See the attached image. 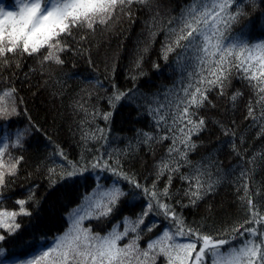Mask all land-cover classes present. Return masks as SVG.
Here are the masks:
<instances>
[{
    "label": "trees",
    "instance_id": "trees-1",
    "mask_svg": "<svg viewBox=\"0 0 264 264\" xmlns=\"http://www.w3.org/2000/svg\"><path fill=\"white\" fill-rule=\"evenodd\" d=\"M2 2L10 7L15 4V0ZM191 2L135 3L130 16L117 13L108 25H96L95 32L73 29V36L64 37L69 50L59 53L62 64L42 63L46 48L33 56L10 55L7 66L0 62V93L15 89L17 113L0 118V141L5 136L14 140L18 131L25 134L22 147L9 149L13 157H23L17 174L6 175L5 186L0 188V211L17 212L15 222L20 225L12 234L0 228V235L5 237L0 241V264L24 262L40 255L73 228L80 216L84 217L80 227L94 235L106 236L114 230L123 233L128 228V235L119 245L139 234L138 244L146 250L149 241L164 231L177 233L176 223L171 216L165 217L157 199L168 204L186 228L216 239H229L236 246L249 235L244 228L256 226L245 223L251 217L249 199L264 216V102H258L259 95L264 94L250 87L244 73L235 68L225 82L223 95L219 87H212L206 93L204 107L193 109L194 118H203L206 124L191 137L187 162L173 153L181 165L179 171L157 175L160 162L171 159L173 140L181 136L180 125L173 126L178 98L184 97L183 89L190 84L194 90L202 67L194 47L176 48L164 58L165 45L173 39L169 28L174 25L169 21L179 17ZM237 6L246 15L225 35L236 42H264L262 0L254 4L239 0ZM117 91L126 96L113 109L109 98ZM237 92L241 95L233 101ZM12 104L11 98L0 101V107L9 110ZM249 107L255 120L248 115ZM106 113H111L107 121ZM175 147L185 150L178 139ZM105 162L108 168L103 167ZM92 163L100 167L93 169ZM72 164L87 170L62 178ZM109 168L123 172L135 183ZM198 168L203 172L205 189L202 198L192 203L195 197L185 193L196 190L195 180L191 179L190 188V180L182 177L199 175ZM208 182L213 183L211 190H207ZM114 187L124 195L107 216L100 215L101 209L94 203L91 207L86 203V197L99 199L98 193ZM165 188L168 196L163 195ZM152 192L157 193V199H153ZM18 200L25 201L27 215L19 212ZM149 202L153 208L144 216ZM82 206L83 212L75 215ZM3 219L11 222L10 217ZM238 225L244 228L233 233L231 230ZM133 227L136 232L131 231ZM259 227L264 228V221ZM175 238L177 242H187L195 237L185 232ZM148 264L153 262L149 260ZM155 264L167 261L159 255Z\"/></svg>",
    "mask_w": 264,
    "mask_h": 264
},
{
    "label": "snow or ice",
    "instance_id": "snow-or-ice-1",
    "mask_svg": "<svg viewBox=\"0 0 264 264\" xmlns=\"http://www.w3.org/2000/svg\"><path fill=\"white\" fill-rule=\"evenodd\" d=\"M251 2L254 4L255 0ZM135 3L150 5L151 0H15V5L12 7L3 4L0 0V62L7 66L10 63V55L33 56L46 48L48 51L47 54H43L42 63L54 61L56 64H62L63 60L59 53L69 50L64 37L73 36V29H87L95 32L96 25H108L117 13L130 16L131 8ZM238 4L239 0H192L182 10L179 17H173L169 21L170 25H174L169 28V35L173 39L165 45L164 58L167 59L168 54L176 48L187 50L194 47L202 67L200 73L197 74L199 79L194 90H192L193 85L190 84L183 89L184 97L178 98L180 103L177 104V112L173 114V126L180 125L178 130L181 136L173 140V147L169 149L171 159L160 162L158 177L166 172L179 171L181 165L173 153L187 162L186 150L190 145L191 137L202 131L206 124L203 118L198 120L194 118L196 112L193 109L204 107L205 102L208 101L206 93L212 87H219L223 95L225 82L229 79L233 68L244 73L243 78L249 81L250 87L254 88L258 94H264V42L255 44L246 41L236 42L232 41L230 36L225 35L226 32H230L234 24L240 22L241 17L246 15L245 11L237 6ZM152 35L154 36L155 33ZM182 41L186 43L182 44ZM14 93V88L0 93V101H4L5 98L13 99L10 110L7 107H0V118L6 119L17 114ZM239 95L241 93H235L232 100L235 101ZM125 96L126 93L117 91L113 97L109 98V104L115 109L117 103ZM258 102H264V95H259ZM181 104L184 105L182 109ZM248 115L256 119L251 107H249ZM110 116L111 113H106L104 119L107 121ZM262 117H264V112H262ZM160 119L163 120V116ZM24 135L18 131L14 140L5 136L0 141V188L5 186L6 175L15 176L17 174L23 157H13L9 149L22 147ZM145 136L148 139L152 138L147 133ZM162 139H167V137ZM177 139L184 144L185 150L175 147ZM191 147L194 148L195 145L191 144ZM173 163L176 167H172ZM91 167L95 169L100 165L92 163ZM103 167L108 168L107 162ZM86 170L84 167L78 168L72 164L71 170L61 175L62 178H71ZM109 170L128 179L130 183H135L123 172H116L112 168ZM49 171L53 172L54 169ZM197 171L200 174L193 178L182 177V179L190 180V188L192 187L191 179L195 180L196 190L185 193L190 198L195 197L191 200L192 203L202 198V190L205 189V184L201 180L203 172L199 168ZM168 179L171 183V175ZM212 186L213 183L208 182L207 190H211ZM136 187L139 188L140 185L136 184ZM145 192L147 193L148 189H145ZM97 195L99 199L86 197V203L89 207L94 203L96 208L101 209L100 215L107 216L124 193L118 187H114ZM151 195L153 199H157L156 192H152ZM163 195L168 196L167 188L164 189ZM17 204L20 205L19 212L27 215L24 208L25 201L18 200ZM248 205L251 217L245 223L256 226L244 228V225H238L231 230L233 233H238L241 228H244V232L249 234L244 237L239 246L232 244L229 239H216L212 235L200 233L197 229L186 228L183 220L176 216L170 206L157 199V206L163 210L165 217L171 216L176 223L177 233L175 235L184 236L187 232L188 236L195 237L194 239L177 242L175 235L166 230L157 239L149 241L146 250H141L138 244L139 234L129 243L121 246L118 242L128 235V228H125L123 233L114 230L106 236L94 235L90 230L80 227V220L84 219L80 216L73 228L59 237L54 246L29 260L27 264H133L134 261L136 264H148L149 260L155 264L156 257L159 255L165 257L167 264H264V228L259 227L264 221V216L259 215L251 199L248 200ZM152 208L153 205L149 202L148 211L143 215L147 216ZM81 210L83 206L76 211L75 215L79 216ZM87 214L92 215L91 212ZM16 215L17 212L14 211H0V228H4L9 234L15 232L20 227L15 222ZM3 217H10L11 222H6ZM143 222L141 218L139 223ZM136 230V227L131 228L133 232ZM148 231H152V227H148ZM240 235L243 237L244 233ZM4 239L5 237L0 235V241ZM225 245L229 247L225 248Z\"/></svg>",
    "mask_w": 264,
    "mask_h": 264
},
{
    "label": "rangeland",
    "instance_id": "rangeland-1",
    "mask_svg": "<svg viewBox=\"0 0 264 264\" xmlns=\"http://www.w3.org/2000/svg\"><path fill=\"white\" fill-rule=\"evenodd\" d=\"M15 5V4H14ZM17 10V9H16ZM82 212H83V210H81ZM75 217V216H74ZM77 217H75V219H76ZM29 260H32V259H26V260H24V262H16V261H14L13 263H11V264H27V262L29 261Z\"/></svg>",
    "mask_w": 264,
    "mask_h": 264
}]
</instances>
